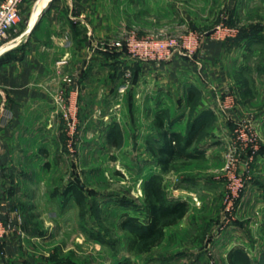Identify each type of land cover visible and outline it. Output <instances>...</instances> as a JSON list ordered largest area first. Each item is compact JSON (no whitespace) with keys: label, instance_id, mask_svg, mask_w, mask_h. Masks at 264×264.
Segmentation results:
<instances>
[{"label":"rangeland","instance_id":"rangeland-1","mask_svg":"<svg viewBox=\"0 0 264 264\" xmlns=\"http://www.w3.org/2000/svg\"><path fill=\"white\" fill-rule=\"evenodd\" d=\"M37 1H24L20 21L9 40L23 35L24 41L28 37L26 32ZM112 4L113 34L120 27L134 26L142 33L161 27H171L173 31V27H178L202 35L200 47L204 53L195 56L190 63L216 98L226 89L234 93L235 108L227 116L216 109L233 126V144L237 125L249 124L234 120L236 110L264 109V0H115ZM47 5L48 2L44 7ZM224 28L235 29L236 34L225 40L212 38ZM212 43L225 46L220 57L224 59L226 77L219 72L223 79L220 86L211 80L207 49ZM114 71L115 109H111L108 119L104 118L105 109H75L77 128L72 134L65 120L69 110L59 109V128L54 143H50V152L43 153L41 160L35 158L28 163L24 171L30 177L10 179L5 185L7 196L24 219L13 231L21 241L14 248L17 252L21 250L18 262L230 264L229 253L234 249L229 253L227 249L234 247L231 240L237 233L235 223L243 195L236 213L226 219L228 182L223 169L216 170V181L220 184L213 185V194L207 195L197 179L184 176L185 162L172 161L167 168L161 166L153 152L162 144L158 122L173 130V109H169L173 99H163L162 109H153V99L149 100L150 107L147 103V109H138L143 96L138 95L137 83L132 82L133 66H118ZM138 71L144 73L141 68ZM166 74L170 72L165 70L160 75L165 78ZM229 76L235 80L242 98L227 80ZM145 85L147 91L153 87L150 82ZM104 86V81L97 84L99 89ZM170 89L173 90V86ZM77 97L75 94L69 101L66 99L76 102ZM200 104L201 99L189 98V109H197ZM252 128L259 149L260 135L254 125ZM110 134L111 137H107ZM56 141L63 146L58 149ZM41 149L45 152L47 147L43 145ZM242 164L243 169L249 168L246 162ZM242 164L239 163V167ZM239 172L243 174L241 169ZM207 180L211 183L209 178ZM71 183H77L84 193L80 205L72 196L64 194ZM187 193L194 197L193 208L188 209L177 224L166 227L162 241L148 251L136 242L133 230L139 231L138 226L133 230L123 226L130 217L138 219L139 226L146 224L147 201L155 200V196L169 203ZM188 205L191 207L190 203ZM0 252L2 258L8 257L4 247ZM232 260L237 264H264V256L233 257Z\"/></svg>","mask_w":264,"mask_h":264},{"label":"crops","instance_id":"crops-1","mask_svg":"<svg viewBox=\"0 0 264 264\" xmlns=\"http://www.w3.org/2000/svg\"><path fill=\"white\" fill-rule=\"evenodd\" d=\"M114 1L38 0L26 32L28 37L24 41L21 39L23 35L15 38L16 41L10 43L9 49L0 56V211L6 223H16L18 217L24 221L7 196L5 185L10 179L30 177L24 171L28 163L35 158L39 161L43 153L50 152V143H54L59 128L58 98L70 99L77 94L78 109H105L104 118L108 119L111 109H115V67L129 64L134 69L138 63L124 56L114 57L101 46L104 40L114 35ZM210 46L207 52L211 80L220 86L223 79L219 72L226 77L224 59L220 57L225 46L223 43ZM7 55L10 59L2 62ZM190 62L181 57L171 63L139 61L144 73H139L137 81V93L143 96L138 109L150 107L151 99L155 101L153 109H162L163 99H173L168 105L173 109V131L183 136L187 135L191 121L206 116L210 110L214 113L207 132L192 144L188 156L175 161L185 162L183 172L181 170L184 176L197 179L201 190L212 195L213 185L220 184L215 172L223 169L225 155L232 145L233 126L217 112L214 93L201 81ZM165 70L170 74L163 78L160 74ZM231 78L227 80L236 90V82ZM101 81L105 86L99 89L97 84ZM147 82L153 83L148 91L145 90ZM192 88L200 94L201 104L191 114L188 98ZM237 94L242 98L241 92ZM233 117L254 125L261 140L255 154L251 155L248 147L239 153L241 164L247 163L252 156L249 168L245 170L244 164L240 166L250 180L240 201L239 219L235 223L237 233L231 240L234 247H228L227 253L243 248L249 257L261 258L264 256V109H237ZM56 143L58 149L63 146L59 141ZM43 145L47 147L45 152L41 149ZM192 197L188 193L181 196L190 203L189 209L193 208ZM20 242L10 230L0 243V248L4 247L9 253L8 257L2 258L0 252V264H20L21 250H14Z\"/></svg>","mask_w":264,"mask_h":264},{"label":"built area","instance_id":"built-area-1","mask_svg":"<svg viewBox=\"0 0 264 264\" xmlns=\"http://www.w3.org/2000/svg\"><path fill=\"white\" fill-rule=\"evenodd\" d=\"M25 0H0V56L9 49L8 45L16 39L9 40V35L15 30L21 17V10ZM171 27L155 28L144 33L132 26L120 27L116 34L104 40L101 46L108 50L121 51L126 53L128 58L154 63H171L178 57L187 58L192 61L197 55H203L204 50L200 47L202 35L189 30ZM222 31V32H220ZM236 30L232 28L219 29L212 38L225 40L228 36H234ZM126 76H130L129 73ZM70 99H68L69 101ZM60 109H68L65 113V120L71 133L74 134L77 128L76 102H67V99L60 97L57 100ZM236 99L234 93L228 89L218 93L215 109L221 110L225 116L235 108ZM252 126L249 124H238L235 130V140L228 153L223 173L228 182L225 197L226 219L233 217L236 207L247 187L249 176L241 174L239 153L245 148L251 149V155L258 150V143L253 135ZM252 157V156H251ZM248 158L247 165L251 162ZM22 217H18L16 223H6L3 213L0 211V243L6 239L10 230H16V225L22 224Z\"/></svg>","mask_w":264,"mask_h":264},{"label":"trees","instance_id":"trees-1","mask_svg":"<svg viewBox=\"0 0 264 264\" xmlns=\"http://www.w3.org/2000/svg\"><path fill=\"white\" fill-rule=\"evenodd\" d=\"M230 40H232V38H230ZM109 51L112 55H114V57L124 56L128 58V56L124 52L115 50ZM8 59H10L9 55L3 57L1 61L6 62ZM184 60L189 61V59H187L186 57L184 58ZM135 61L139 63L140 60ZM138 63H136L135 68L133 69L132 82L134 83H137L138 81V70L140 68ZM196 97L201 99L200 94L192 88L189 98L190 100H194ZM192 102L193 101H191L190 104ZM194 111L195 109H191V114L194 113ZM213 115L214 113L210 110L206 116L201 115L200 117H197L196 119L191 121L186 136H183L180 133L173 131L172 129L164 128L163 123L161 121L158 122V126L161 129L162 144L154 149L153 152L158 158L160 165L164 168H167L172 161L174 163L178 159H185L188 156V150L191 148L192 144L198 141L201 136H203L207 132ZM109 137H111V134L109 135ZM64 194L72 196L79 205L84 201V193L77 183H71L66 188ZM188 209L189 205L184 200H175L173 202L166 203L161 202L155 196V200L147 201L148 221L146 224L139 226L138 219L130 217L123 224V226H128L132 229L133 227L136 228L135 226L137 225L139 231H134L132 229L133 232H135L134 235L136 242L141 243L143 249L148 251L149 249L157 246L162 241V238L164 236V229L168 226L175 225L180 220H182L186 216ZM233 257H237L240 259L249 258L243 248H236L229 253L230 264H237L232 260Z\"/></svg>","mask_w":264,"mask_h":264},{"label":"water","instance_id":"water-1","mask_svg":"<svg viewBox=\"0 0 264 264\" xmlns=\"http://www.w3.org/2000/svg\"><path fill=\"white\" fill-rule=\"evenodd\" d=\"M37 21H38V19H37ZM37 21H36V23H35L34 27L36 26V24H37Z\"/></svg>","mask_w":264,"mask_h":264}]
</instances>
